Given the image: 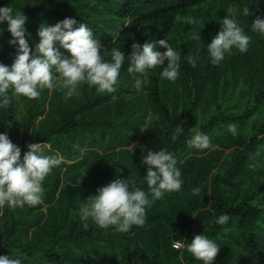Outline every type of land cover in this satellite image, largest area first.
Listing matches in <instances>:
<instances>
[{
	"label": "trees",
	"instance_id": "1",
	"mask_svg": "<svg viewBox=\"0 0 264 264\" xmlns=\"http://www.w3.org/2000/svg\"><path fill=\"white\" fill-rule=\"evenodd\" d=\"M11 2L27 18L32 51L42 23L72 17L100 39L102 56L112 47L127 56L134 42L166 38L182 60L176 81L159 77L165 61L141 92L126 61L114 93L83 84L65 100L62 90L44 89L0 109V132H8L21 156L29 144L47 143L45 154L65 158L45 178L41 204L0 210V255L15 253L24 264H202L172 244L205 229L220 244L213 264H264V35L251 30V21L264 16V0H0V6ZM229 10L251 41L247 52L233 49L212 65L207 45ZM185 16L201 23L188 25ZM0 28V63L10 66L15 49L7 22ZM185 55L197 58L195 67ZM176 126L184 132L173 141ZM195 126L210 136V148L186 145ZM160 148L175 154L184 183L147 209L142 226L124 233L80 220L83 200L114 179L131 175L147 192L140 162ZM222 213L230 217L226 224L210 223Z\"/></svg>",
	"mask_w": 264,
	"mask_h": 264
},
{
	"label": "clouds",
	"instance_id": "2",
	"mask_svg": "<svg viewBox=\"0 0 264 264\" xmlns=\"http://www.w3.org/2000/svg\"><path fill=\"white\" fill-rule=\"evenodd\" d=\"M228 13L221 22L220 30L207 45L212 65H220L226 55L232 54L233 49L240 53L247 52L251 41V36L241 26L236 13L231 10ZM243 14L249 15L247 7L243 9ZM26 19L12 2L0 6V24L7 22V31L11 34L8 43L15 49L10 66L0 63V109L8 108L17 97L35 99L44 89L62 90L65 100L78 96L83 84L95 87L100 93H114L126 61L127 72L133 77L137 92H141L147 83L151 70L161 68L165 61L166 66L158 74L161 79L174 82L180 75L182 56L166 38L152 39L143 44L134 42L127 56L118 47H112L102 56L103 45L93 35V30L84 22L78 23L75 18L66 17L54 25L42 23L37 29L39 41L35 51H32L26 38L31 36L25 28ZM184 22L188 25L201 23L194 16H185ZM251 30L264 35V16L258 15L251 21ZM3 31L0 28V35ZM197 38L200 39L199 34ZM61 48L68 54L62 52ZM105 56L107 59H104ZM183 59L195 67V56L185 55ZM228 131L237 135L236 125L230 123ZM183 132V127L176 126L171 139L175 141ZM186 145L204 150L211 147V139L195 126L192 135L186 139ZM48 147L47 143H31L21 156L20 146L10 140L8 132H0V210L5 207L15 210L43 202L45 178L65 162L64 156L58 152L45 154ZM140 163L146 169L143 183L147 185V192L138 186L137 180L131 175L114 179L98 187L94 194L83 200L78 210L80 220L91 219L100 228L112 226L114 230L126 233L133 226L145 223L146 211L155 201L163 199L166 193L181 190L184 183L182 172L177 166L175 154L167 148L148 151ZM192 193L199 195L200 188L194 187ZM229 219L227 213H222L210 223L223 225ZM84 226L87 227V223ZM172 246H183L202 264H213L220 244L206 235L204 229L202 233L194 235L190 242L176 240ZM0 264H24V258L11 252V255H0Z\"/></svg>",
	"mask_w": 264,
	"mask_h": 264
}]
</instances>
